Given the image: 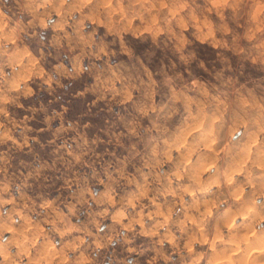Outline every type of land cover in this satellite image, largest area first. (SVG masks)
Listing matches in <instances>:
<instances>
[{
    "label": "clouds",
    "instance_id": "1",
    "mask_svg": "<svg viewBox=\"0 0 264 264\" xmlns=\"http://www.w3.org/2000/svg\"><path fill=\"white\" fill-rule=\"evenodd\" d=\"M5 206L0 264H264V0L0 6Z\"/></svg>",
    "mask_w": 264,
    "mask_h": 264
},
{
    "label": "rangeland",
    "instance_id": "2",
    "mask_svg": "<svg viewBox=\"0 0 264 264\" xmlns=\"http://www.w3.org/2000/svg\"><path fill=\"white\" fill-rule=\"evenodd\" d=\"M11 3H12V0H0V6H9V5H11ZM5 10H7V8H5ZM55 19L56 18L53 16L52 19L49 20V23L51 24ZM46 35H47V33L41 32L40 33V38L41 39H44ZM238 136H239V133H237V137ZM94 190H99V189H94ZM260 202L261 201L258 200V203H260ZM6 211H7V206H5L4 208H0V212H6ZM80 218L81 219H84V213L83 212L80 213ZM259 227H264V224L259 225ZM105 230H106V225L105 224H102L100 226V231L101 232H104ZM8 235H9L8 233H4V238L6 239L8 237ZM103 264H113V262H112V260H111L110 257H107V258H105L103 260ZM127 264H137L136 258L133 257V256H129L128 257Z\"/></svg>",
    "mask_w": 264,
    "mask_h": 264
}]
</instances>
